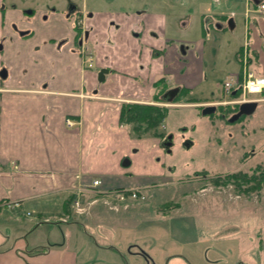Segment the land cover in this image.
Returning a JSON list of instances; mask_svg holds the SVG:
<instances>
[{"label": "rangeland", "instance_id": "374dc122", "mask_svg": "<svg viewBox=\"0 0 264 264\" xmlns=\"http://www.w3.org/2000/svg\"><path fill=\"white\" fill-rule=\"evenodd\" d=\"M15 1L19 8L35 9L46 15L49 14L46 6L58 2ZM166 5L167 0H163L161 11L167 16L165 33L176 44L178 41H202L203 16L222 15L234 23L232 29L224 22L221 29L209 26L204 31V47H198L202 52L201 81L192 86L190 95L181 96L179 101L166 106L168 112L158 130L163 137L168 132L173 134L172 155L166 157L159 149L158 143L163 137L153 140L155 148L150 147L149 139L133 140L125 154L130 163L123 164L125 155L119 158V170L115 173L122 178L114 181L125 184L140 180L144 184L140 197L125 196L123 200L111 202L117 207L115 212L103 203L105 198L98 192H86L89 197L84 196L85 201L90 204L94 199L98 201L85 214H76L71 209L72 226L67 228L70 237L65 234L64 227L62 231L56 226L55 230H47L55 221L50 215L45 222L39 220L43 225L41 230L31 232L30 228L37 225L33 223L36 213L29 212L28 216L24 211L1 210L0 264H54L60 249L58 244L64 240L71 248L64 258L65 264L68 260H77L75 264H167L168 256L173 254L189 264H234L238 261L264 264V186L259 191L244 192L245 188L237 190L232 182L227 181L225 185L221 182L227 174L250 173L256 163L264 165V100L258 101L251 114L234 122L226 119L234 110V102L223 107L225 115L220 119L217 113L201 114V106L191 107L194 103L185 101L189 96L231 100L221 85L240 77L242 66L236 51L244 44L246 35L249 45L253 46L249 47L248 69L264 75L259 65L264 64V38L259 33L254 36L255 28L252 31L248 28L247 33L246 24L247 17L252 24L253 18L264 20V12L257 13L250 0H172ZM49 17L52 28L59 25L57 22L61 23L55 16ZM255 41L257 46H254ZM194 63L188 59L184 64L175 63L174 68L173 64L167 65L168 80L175 82L172 70L178 69L181 77L185 71L191 72ZM196 63L198 65L197 58ZM261 96L264 93L250 95L257 99ZM125 100L137 101L133 97ZM126 128L130 132V128ZM181 132L193 142L189 149L180 145ZM251 151L254 155L249 154ZM157 156L164 165L156 161ZM168 165L171 168H167ZM216 178L221 181L217 183ZM60 221L67 222L68 217L57 220ZM133 239L144 248L148 258L131 249L129 242ZM250 240L254 245L248 248L245 242Z\"/></svg>", "mask_w": 264, "mask_h": 264}, {"label": "crops", "instance_id": "0c3cea01", "mask_svg": "<svg viewBox=\"0 0 264 264\" xmlns=\"http://www.w3.org/2000/svg\"><path fill=\"white\" fill-rule=\"evenodd\" d=\"M13 1L0 0V67H5V76L0 77V211H24L28 216L36 213L33 223L37 225L30 228L31 232L41 230L39 220H48L50 215L55 221L47 230L64 227L70 237L67 228L72 226L71 199L81 191V195L88 197L85 189L93 179H100L99 190L104 191L144 185L140 180L125 184L114 181L122 178L115 173L119 170L117 162L129 152L133 140L149 139L151 148L156 143L153 141L156 137L132 138L129 130L119 123L120 103L133 97L137 100L134 102L163 105L155 98L158 91L155 85H180L190 95L192 86L201 81L202 52L198 47H204V42L183 41L187 45L194 43L195 48L187 51L186 58L195 63L191 72L187 70L181 77L178 69L172 70L175 73L172 83L167 78L170 71L167 65L173 64L174 68L180 60L174 51L175 40L166 36L167 16L160 7V10L149 7L139 15L144 30L139 37L131 34L137 30L133 15L117 30H108L106 21L98 18V23L92 21L94 28L101 39L109 37L112 42L102 41L97 46V65L110 71L103 82L96 83L94 71L85 68L80 54L71 50L69 44H56V39L66 31L72 33L66 23L53 28L39 23L31 28V24L20 22L33 29L30 36L22 37L11 27L24 19ZM257 19H251L252 24L247 17L246 23L247 33L255 28L252 32L255 37L264 32V20ZM249 47L253 48L252 44ZM259 65L264 71V64ZM192 99L191 107L219 101ZM64 217H68L67 222H57ZM132 241L131 249L148 258L137 240ZM245 244L248 248L254 245L251 240ZM58 246L54 264H65L70 245L64 240ZM166 262L189 264L178 254L168 256ZM75 263L77 260L67 261Z\"/></svg>", "mask_w": 264, "mask_h": 264}, {"label": "flooded vegetation", "instance_id": "af4514ba", "mask_svg": "<svg viewBox=\"0 0 264 264\" xmlns=\"http://www.w3.org/2000/svg\"><path fill=\"white\" fill-rule=\"evenodd\" d=\"M15 1V0H14ZM13 1V2H14ZM172 0H167V5L168 6L171 3ZM16 7V1L14 2ZM149 7H154V8H163V0H58L56 4H48L46 6V9L49 10V14L46 15L44 13H40L38 10L35 9H22L21 12L23 13V21H19L16 23L12 24L13 30L20 36H30L32 34V26L33 25H38L40 23L41 25L46 24L47 26H52L49 23L52 21L50 20V16H55V18H58L61 20V23L64 24L66 23L72 30V33H68L66 31V34H63L59 38L56 39V44L58 45H70V49L73 51H76V53L80 54L82 63L84 64L86 69H91L95 73V82L96 83H101L104 81L106 74L110 71L108 67L105 66H98L96 63V51H97V46L99 43L102 41L105 42H112V40L109 37H106L105 39H101V34L100 32L94 28V25L92 24V21H95L98 23V18L99 20H104L106 21V28L108 30H117L122 27L125 22L128 20L129 16L133 15L135 17V25L137 26V30H133L131 34L134 37H139L144 35V30H141V21L139 20V15H141L142 12L146 11L147 8ZM107 13L111 14L108 15ZM43 14V15H42ZM34 15H36V18H34ZM42 16V18H41ZM227 18H223L222 15L218 17L214 16H203L202 17V31L201 35L204 37H200L203 42H205V30L208 29L209 26L213 27L214 29H221L225 26L224 22H226V26H228V20ZM226 20V21H225ZM20 22H26L28 24H31V28L26 27L24 25H21ZM38 22V23H37ZM231 22V21H230ZM229 22V23H230ZM57 22V24H61ZM61 24V25H62ZM59 25L54 26V27H59ZM229 27V26H228ZM230 28V27H229ZM139 29V30H138ZM247 34V33H246ZM262 37L264 38V32H260ZM247 35H246V40H247ZM248 41V40H247ZM189 43V42H188ZM188 43L186 42H180L178 41L177 44H174L175 50L179 56L178 61L184 63L186 60L187 51L189 49H194L195 45L194 43H191L190 45H187ZM178 44H180L178 46ZM5 67L1 66L0 67V77H2L3 69ZM105 70L106 72L104 74V77L102 80H99V71L100 70ZM168 89L172 87H180V85H172V86H167ZM180 91V90H179ZM126 100L124 99L123 102ZM127 100L126 102H128ZM220 101V100H219ZM217 101L215 104V111L213 113H217V117L220 119H224V112H223V107L225 105H222L221 103H218ZM202 107L199 108L200 113H201ZM184 131V130H183ZM184 132L180 133V145L184 147V149H189L191 146L188 148L185 147L184 145V140L189 139L184 136ZM164 138V137H163ZM160 139L158 143L159 149L162 150V154L164 156L172 155V147L174 146V136L172 138L173 145L170 147V152H167L166 149L161 147L160 143L162 139ZM250 155H254V153L251 151L249 153ZM128 156L125 155L123 159ZM156 161H160L159 156H157ZM160 165H164L163 161L159 162ZM170 166L168 165L167 168ZM171 168V167H170ZM225 185V184H224ZM137 188H141L142 190L144 189V185L141 186H135ZM108 203L111 201L107 200ZM105 203V202H103ZM106 204V203H105ZM108 205V204H106ZM109 208V206H108Z\"/></svg>", "mask_w": 264, "mask_h": 264}, {"label": "trees", "instance_id": "16d2710c", "mask_svg": "<svg viewBox=\"0 0 264 264\" xmlns=\"http://www.w3.org/2000/svg\"><path fill=\"white\" fill-rule=\"evenodd\" d=\"M236 57L240 61V51L236 52ZM155 87L158 89L155 94L157 102H163L160 99V95L168 87H158L157 85H155ZM187 92L188 91L185 88L181 87L178 96L173 100V102L179 101L180 97L186 95ZM193 100L194 99L190 97L185 98V101L187 102H193ZM236 109L237 105L234 107V110L230 112V114L235 112ZM167 112V107L163 105L124 102L120 105L119 123L125 127H129L132 136L137 138L163 137L162 131L158 130V126L166 118ZM258 163H256L257 165L255 164L256 166L250 173L239 171L237 174L234 173L225 175L222 181L218 178H216L215 181L217 183L221 181L224 184H226L225 182L227 181L232 182V185L237 190L245 188V190H243L244 192L252 190L259 191L264 186V165ZM170 207L171 206L167 207V209Z\"/></svg>", "mask_w": 264, "mask_h": 264}, {"label": "built area", "instance_id": "2783aa9c", "mask_svg": "<svg viewBox=\"0 0 264 264\" xmlns=\"http://www.w3.org/2000/svg\"><path fill=\"white\" fill-rule=\"evenodd\" d=\"M264 10V4L259 5L257 8V12H262ZM242 73L240 74V77L236 81H224L222 83L223 90L228 93L231 91H235L238 96L236 99L233 100V102L240 103V102H246V101H252V100H264V96L261 98H251L250 95L253 94H263L264 93V76L263 75H257L253 73L252 71L248 70L247 67V42L244 43L242 47ZM68 124H71L68 120L66 121ZM100 181L98 179L93 180L92 186L96 187L98 186ZM125 196H128L132 199H136L140 197L136 190H131L127 194L124 192H120L117 195V199L123 200ZM142 198V197H141ZM95 201H93L91 204H93ZM106 204H108L110 209L116 210L117 207L113 206L114 204L108 203L107 200L104 201ZM89 203V205H91ZM72 207L74 211L78 214H82L87 211L88 207L83 206L81 201L76 198L72 201Z\"/></svg>", "mask_w": 264, "mask_h": 264}, {"label": "water", "instance_id": "95a60500", "mask_svg": "<svg viewBox=\"0 0 264 264\" xmlns=\"http://www.w3.org/2000/svg\"><path fill=\"white\" fill-rule=\"evenodd\" d=\"M252 1L255 4L260 2V0H252ZM230 21H232V20L231 19L228 20V26L230 28H232L233 25H232V22H230ZM105 72H106V69L105 70L102 69L99 71V80L103 79ZM2 76H5V71H3ZM179 90H180V87H172V88L166 89L160 95V99L162 101H164L165 103H170L174 98H176L178 96ZM256 105H257L256 101L243 102V103L239 104L237 111H235L233 114H231L227 118V120L229 122H234V121L238 120L241 116L251 114L255 110ZM215 107H216L215 105H206V106L202 107L201 114H203V115L211 114L215 111ZM172 138H173V134L170 132V133L166 134V136L162 139V141L160 143L161 147L166 149L167 152H170V147L173 145ZM183 143H184L185 147H187V148L192 145V141L190 139L184 140ZM129 163H130L129 159L127 157H125L123 159V164L128 165Z\"/></svg>", "mask_w": 264, "mask_h": 264}]
</instances>
